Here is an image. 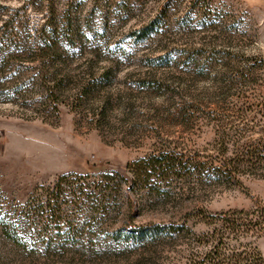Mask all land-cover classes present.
Instances as JSON below:
<instances>
[{
  "label": "rangeland",
  "instance_id": "rangeland-1",
  "mask_svg": "<svg viewBox=\"0 0 264 264\" xmlns=\"http://www.w3.org/2000/svg\"><path fill=\"white\" fill-rule=\"evenodd\" d=\"M0 7V26L12 18L21 47L7 43L0 54V264H184L210 214L264 204L262 170L171 178L160 192L124 186L114 199L85 195L65 205L59 229L39 238L41 216L20 207L62 174L96 183L160 150L209 163L227 145L231 155L228 143L258 137L249 131L252 113L245 115L264 103V0H0ZM48 18L73 35L60 42L58 59L31 51ZM50 85H58L55 94ZM12 220L31 235L26 247L3 234ZM150 223H186L195 234L140 243L117 232ZM248 239L264 253V237Z\"/></svg>",
  "mask_w": 264,
  "mask_h": 264
},
{
  "label": "trees",
  "instance_id": "trees-1",
  "mask_svg": "<svg viewBox=\"0 0 264 264\" xmlns=\"http://www.w3.org/2000/svg\"><path fill=\"white\" fill-rule=\"evenodd\" d=\"M12 22L13 19L10 18L0 26V54L4 44L7 43L18 49L21 48L17 36L13 33ZM70 30L58 27L55 21L48 18L44 26L37 31L31 51L35 53L36 58H43L42 52H48L52 58L58 59L62 54L60 42H69L73 39ZM259 62L263 66L262 59ZM57 86L50 85L48 92L55 94ZM54 109L58 110L57 103ZM250 113L252 116L249 115L251 117L248 124L249 131L251 134L259 132L260 135L255 139L245 137L241 141L228 143L233 146L230 156L227 155L230 150L229 145L218 155V158L209 163L184 153L160 150L129 163L125 174L119 172L101 174V179L96 183L81 181L84 177L75 173L62 174L52 186H38L27 202L20 205L22 212H26L29 216L34 211L41 216L40 230L37 232L38 235H35L39 238L42 231L45 233L49 227L59 229L61 222L65 219V205L70 202L78 203L85 195L86 198L92 199L95 193L106 195L108 192V199H114L113 194L120 192L124 186L131 190L148 188L160 192L165 182L171 178L207 175L228 178L244 173L262 172L264 170V127H262L264 126V103L255 102L249 105L245 117L248 118ZM128 198L131 196L128 195ZM102 200L105 201L106 198ZM32 204H34L33 208ZM16 220L4 223L2 232L16 245L26 247L31 235H21ZM204 222L208 230L198 236V249L187 258L184 264H264V253L248 239L264 237V204L251 210L210 214ZM117 232L124 239L140 243L189 238L195 234V231L186 223H150L128 229L123 228ZM44 235L42 241L45 239Z\"/></svg>",
  "mask_w": 264,
  "mask_h": 264
}]
</instances>
